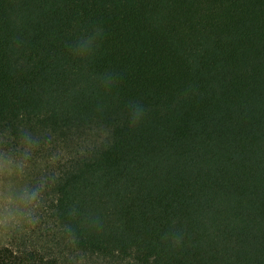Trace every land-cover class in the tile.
Segmentation results:
<instances>
[{
    "label": "trees",
    "instance_id": "16d2710c",
    "mask_svg": "<svg viewBox=\"0 0 264 264\" xmlns=\"http://www.w3.org/2000/svg\"><path fill=\"white\" fill-rule=\"evenodd\" d=\"M93 24L106 37L81 63L68 45ZM2 126L43 137L22 183L54 182L0 264H264V0H0Z\"/></svg>",
    "mask_w": 264,
    "mask_h": 264
},
{
    "label": "clouds",
    "instance_id": "9594fccd",
    "mask_svg": "<svg viewBox=\"0 0 264 264\" xmlns=\"http://www.w3.org/2000/svg\"><path fill=\"white\" fill-rule=\"evenodd\" d=\"M106 37L103 25L93 24L81 30L80 34L68 45L70 55L81 63L92 62ZM99 85L105 91H111L119 85L121 76L115 72H106L100 77ZM104 105H98L103 111ZM146 108L139 103L129 102L128 124L138 128L145 120ZM44 142L41 135L33 133L26 127H20L13 134L11 127H0V235H12L40 222V211L46 193L53 181L48 176L41 177L35 185H26L9 178L24 177L31 170L36 152ZM67 215L79 221L91 231H102L103 220L94 215H83L78 206L68 209ZM62 232L71 248L79 245L77 225L66 222ZM162 241L170 248L183 246L184 234L172 231L162 236Z\"/></svg>",
    "mask_w": 264,
    "mask_h": 264
},
{
    "label": "rangeland",
    "instance_id": "374dc122",
    "mask_svg": "<svg viewBox=\"0 0 264 264\" xmlns=\"http://www.w3.org/2000/svg\"><path fill=\"white\" fill-rule=\"evenodd\" d=\"M15 182H19L22 183L23 181V177H14V178H9ZM23 184V183H22ZM9 241V237L7 235H0V246H4L8 243ZM83 264H87V263H83Z\"/></svg>",
    "mask_w": 264,
    "mask_h": 264
}]
</instances>
